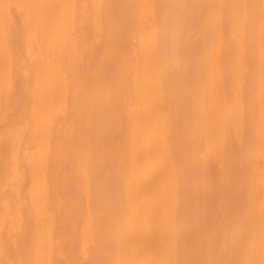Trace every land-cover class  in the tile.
<instances>
[{"label": "bare ground", "instance_id": "obj_1", "mask_svg": "<svg viewBox=\"0 0 264 264\" xmlns=\"http://www.w3.org/2000/svg\"><path fill=\"white\" fill-rule=\"evenodd\" d=\"M0 264H264V0H0Z\"/></svg>", "mask_w": 264, "mask_h": 264}]
</instances>
